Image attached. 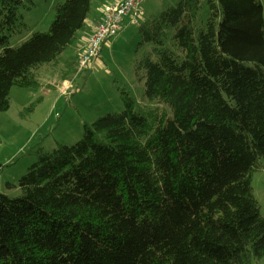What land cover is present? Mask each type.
<instances>
[{
	"label": "trees",
	"instance_id": "obj_1",
	"mask_svg": "<svg viewBox=\"0 0 264 264\" xmlns=\"http://www.w3.org/2000/svg\"><path fill=\"white\" fill-rule=\"evenodd\" d=\"M35 5L0 0V116L15 87L37 88L42 71L60 70L92 0L57 3L47 31L11 46L28 28L23 10ZM148 45L135 73L142 98L159 107L141 108L125 92V109L86 123L75 145L38 147L21 194L0 189V264L264 259L253 186L264 160L262 1L178 0L140 22L137 51Z\"/></svg>",
	"mask_w": 264,
	"mask_h": 264
},
{
	"label": "rangeland",
	"instance_id": "obj_2",
	"mask_svg": "<svg viewBox=\"0 0 264 264\" xmlns=\"http://www.w3.org/2000/svg\"><path fill=\"white\" fill-rule=\"evenodd\" d=\"M63 1L65 0H36L32 9L23 10L28 28H23L20 34L11 39V46L21 45L34 32L47 31L55 16L56 4ZM177 1L146 0L144 8L149 12L153 8L160 13ZM261 1L264 9V0ZM96 7L94 3V10ZM107 14L105 10V17L96 29L104 22ZM138 27L139 25L132 26L116 38L107 40L100 58L92 60L87 70L80 72L78 77L65 79L71 83L68 89L62 88L61 84L60 88L57 86L58 82L63 84V77L61 79L58 74L44 71L42 82L46 78H53L49 82L53 84L41 83L37 88L15 87L12 90V106L0 119V167H3L0 189L3 193L12 197L21 194L19 181L37 162L38 147L53 150L59 145H75L82 139L86 123L91 124L107 113L124 110L123 93L126 92L137 100L141 108L155 110L159 107L142 98L145 82L136 77V59L145 56L152 49L148 45L137 51ZM86 35L82 31L79 36ZM86 47L80 52L79 58ZM96 59L98 61L91 69ZM34 102H37L35 111L29 116H22L21 112ZM9 183L16 187L10 188ZM253 186L264 216V160L261 169L254 174ZM258 264H264V259Z\"/></svg>",
	"mask_w": 264,
	"mask_h": 264
},
{
	"label": "built area",
	"instance_id": "obj_3",
	"mask_svg": "<svg viewBox=\"0 0 264 264\" xmlns=\"http://www.w3.org/2000/svg\"><path fill=\"white\" fill-rule=\"evenodd\" d=\"M145 0H117L112 5L107 6L108 12L104 22L94 31L85 51L79 58L77 65V73L74 75H80V72L87 70V66L95 58L100 57L102 47L104 43L116 37L122 30L123 22L126 18L131 17L135 23H140L143 12L140 10L141 4ZM71 83L69 80L63 82V87L68 89Z\"/></svg>",
	"mask_w": 264,
	"mask_h": 264
},
{
	"label": "crops",
	"instance_id": "obj_4",
	"mask_svg": "<svg viewBox=\"0 0 264 264\" xmlns=\"http://www.w3.org/2000/svg\"><path fill=\"white\" fill-rule=\"evenodd\" d=\"M113 1H116V0H92L91 12L89 13L88 18L86 20V29L84 30L87 33V35L86 36H79V39H78L77 43L74 44L72 47H70L60 57V63H61L60 70H58L56 72L55 71H50V70H44L45 72L58 74L60 76V78H62V76H64L66 71L70 70V72H72V70H74L75 67H77L76 65H77V62H78V58H79L80 52L88 44V41H89V38H90L91 34L94 33V31H95L96 27L98 26V24L104 19L105 10H106L107 6H109V4H111ZM145 2H146V0L140 6V10L143 12V16H142L141 22H143L144 20H146V19H148L150 17H153L154 15L158 14L157 13L158 11H156L153 8H152L151 12H149V10L147 8H144ZM94 3H96V6H97L95 10H94ZM139 24L140 23H135L132 20L131 17H128L123 22L121 32H123V31L126 32L127 29L129 30L132 26L139 25ZM119 34L117 36H119ZM116 37H114V38H116ZM103 48H104V46L102 47L101 52L103 51ZM100 56H101V54H100ZM98 58H100V57H98ZM97 61H98V59H96L92 63L91 69H93V67L96 65L95 62H97ZM44 71L41 72L40 80H41V76H42ZM52 79L53 78H46L45 80H43V82H45V83H43L42 80H41V83H42V85H44V84L51 85L53 83H49V82ZM60 84H61V82H58L57 86L59 87ZM2 115L0 116V119H1Z\"/></svg>",
	"mask_w": 264,
	"mask_h": 264
}]
</instances>
